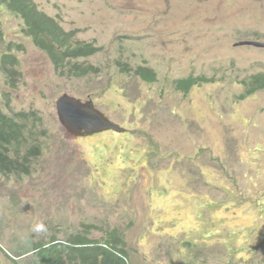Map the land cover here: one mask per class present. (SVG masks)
Listing matches in <instances>:
<instances>
[{"label":"rangeland","instance_id":"374dc122","mask_svg":"<svg viewBox=\"0 0 264 264\" xmlns=\"http://www.w3.org/2000/svg\"><path fill=\"white\" fill-rule=\"evenodd\" d=\"M34 2L102 51L78 61L97 72H58L0 1V110L37 114L28 134L43 151L29 157L31 175L0 173V264H13L20 239L79 234L111 242L130 264H264V89L249 93L264 48L236 47L264 43V0ZM7 54L14 79L1 69ZM189 77L212 81L178 91ZM63 95L93 101L127 131L69 135Z\"/></svg>","mask_w":264,"mask_h":264},{"label":"trees","instance_id":"16d2710c","mask_svg":"<svg viewBox=\"0 0 264 264\" xmlns=\"http://www.w3.org/2000/svg\"><path fill=\"white\" fill-rule=\"evenodd\" d=\"M0 1L8 11L23 19L24 34L49 57L55 70L64 72L67 65L72 63V75L77 77L98 71L93 67H81L78 61L97 55L102 48L92 43L75 42L74 33L66 31L57 19L42 12L34 0ZM17 66V59L13 55L7 54L2 57L1 69H4L10 79L16 78ZM134 74L150 84L157 82L158 79L157 73L149 67H139ZM211 81L206 77H189L178 80L176 88L189 94L194 86ZM14 84L13 82L12 85ZM262 89H264V74L254 76L249 83V93L252 95ZM31 120H34L36 125L42 123L37 114L22 112L11 116L0 110V173L31 175L33 162L29 161V157H41L43 154V151H38L36 146L38 137L33 134L36 130L28 134L30 128L27 123ZM26 143H30L31 146L24 153L22 149ZM12 149L16 151L15 156ZM12 251L13 264H25L22 262L24 260L26 264H130L128 254L111 242L99 243L81 234L69 241L52 238L49 242H37L23 238L13 244Z\"/></svg>","mask_w":264,"mask_h":264},{"label":"water","instance_id":"95a60500","mask_svg":"<svg viewBox=\"0 0 264 264\" xmlns=\"http://www.w3.org/2000/svg\"><path fill=\"white\" fill-rule=\"evenodd\" d=\"M237 47L253 46L264 48V43L243 41ZM61 125L73 137L82 138L95 136L104 132L114 131L125 133V128L111 121L103 112L95 107L93 101L84 102L79 98L63 95L56 103Z\"/></svg>","mask_w":264,"mask_h":264},{"label":"clouds","instance_id":"9594fccd","mask_svg":"<svg viewBox=\"0 0 264 264\" xmlns=\"http://www.w3.org/2000/svg\"><path fill=\"white\" fill-rule=\"evenodd\" d=\"M43 12V11H42ZM45 13V12H44ZM258 42V41H257ZM262 43V42H261ZM237 47V46H236ZM68 133V132H67ZM69 134V133H68ZM70 135V134H69ZM84 138V137H83ZM77 139H79V138H77Z\"/></svg>","mask_w":264,"mask_h":264},{"label":"bare ground","instance_id":"6f19581e","mask_svg":"<svg viewBox=\"0 0 264 264\" xmlns=\"http://www.w3.org/2000/svg\"><path fill=\"white\" fill-rule=\"evenodd\" d=\"M96 107V106H95ZM97 108V107H96ZM112 121V120H111ZM114 122V121H113ZM126 130V129H125ZM127 131V130H126ZM29 168V167H28Z\"/></svg>","mask_w":264,"mask_h":264}]
</instances>
